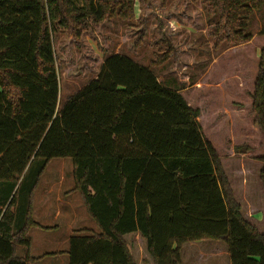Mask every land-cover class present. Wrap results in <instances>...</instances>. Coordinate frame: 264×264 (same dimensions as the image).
<instances>
[{
    "label": "trees",
    "instance_id": "16d2710c",
    "mask_svg": "<svg viewBox=\"0 0 264 264\" xmlns=\"http://www.w3.org/2000/svg\"><path fill=\"white\" fill-rule=\"evenodd\" d=\"M151 0H0V264H33V193L53 160L72 164L78 193L98 233L68 240L69 264H180L184 246L216 242L229 264H264V233L241 215L217 149L203 135L200 110L161 85L150 68L107 56L96 80L58 107L53 37L82 49L90 25L131 21ZM168 0H160L161 7ZM197 3L198 0H189ZM215 49L249 45L264 0H201ZM264 39V24L259 34ZM151 66L168 62L171 47ZM264 144V45L250 94ZM244 157L245 147H236ZM256 160L264 164V147ZM264 190V165L260 171ZM141 245L143 259L132 247ZM52 256V255H50Z\"/></svg>",
    "mask_w": 264,
    "mask_h": 264
},
{
    "label": "rangeland",
    "instance_id": "374dc122",
    "mask_svg": "<svg viewBox=\"0 0 264 264\" xmlns=\"http://www.w3.org/2000/svg\"><path fill=\"white\" fill-rule=\"evenodd\" d=\"M200 1L194 4L189 0H168L164 7L160 0H151L145 7L136 4L131 21L111 19L99 26L90 25L91 30L82 36V49L75 47L65 31L57 29L53 45L58 107L95 78L102 61L111 54L126 55L150 68L161 85H182L180 93L185 101L200 110L203 135L217 149L242 217L264 233V190L259 180L264 164L255 157L262 153L264 144L250 113L257 58L264 45L258 35L264 12H254L251 18L249 33L254 37L249 45L215 49L210 37L212 29ZM167 46L172 50L168 62L151 66L159 51ZM236 147L247 148L251 155L242 156L234 150ZM73 186L72 164L66 159L51 161L39 178L33 194V220L41 228L29 233L31 255L42 256L38 264H69V238L81 235L79 231L87 236L99 232ZM208 244L209 250L215 245ZM216 246L213 254L217 263L228 264L226 249ZM132 250L136 259H143L141 245ZM27 251L26 247H18L17 255L25 256Z\"/></svg>",
    "mask_w": 264,
    "mask_h": 264
},
{
    "label": "crops",
    "instance_id": "0c3cea01",
    "mask_svg": "<svg viewBox=\"0 0 264 264\" xmlns=\"http://www.w3.org/2000/svg\"><path fill=\"white\" fill-rule=\"evenodd\" d=\"M102 63H103V61H102ZM135 63H137V62H135ZM96 79H97V76L95 78L91 79V80H96ZM86 84L84 86H82L81 88H79L74 93H72V96L75 95L80 90H82L86 86ZM72 96H70V97H72ZM47 193H51V192L50 191H47ZM56 201L59 202V197L58 196L56 197ZM33 213H34V207L32 206V219H33ZM56 215H58V212H56ZM209 243H211V242H209ZM212 243H215V245H212L211 244L212 245V248L210 250L207 248V246L209 244L206 241L196 242V243H190V244L184 246L183 249H182V251H181V254H180V256H181L180 264H188L189 262H193V261H195L196 263H199V264H218L217 263V257L213 253L217 249L216 248L217 247L216 245H218L219 243H216V242H212ZM219 245H221V244H219ZM27 253L32 258H41L42 257V256H32L31 255V245H30ZM225 255L228 258L227 253ZM21 257H24V256H21ZM40 260L35 261L33 264H38V262ZM228 264H229V260H228Z\"/></svg>",
    "mask_w": 264,
    "mask_h": 264
}]
</instances>
